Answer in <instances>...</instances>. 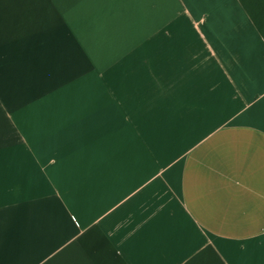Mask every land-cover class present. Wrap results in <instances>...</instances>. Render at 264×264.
Returning <instances> with one entry per match:
<instances>
[{
    "label": "crops",
    "instance_id": "1",
    "mask_svg": "<svg viewBox=\"0 0 264 264\" xmlns=\"http://www.w3.org/2000/svg\"><path fill=\"white\" fill-rule=\"evenodd\" d=\"M0 264H264V0H0Z\"/></svg>",
    "mask_w": 264,
    "mask_h": 264
},
{
    "label": "rangeland",
    "instance_id": "2",
    "mask_svg": "<svg viewBox=\"0 0 264 264\" xmlns=\"http://www.w3.org/2000/svg\"><path fill=\"white\" fill-rule=\"evenodd\" d=\"M131 73V76H135L134 78L135 79H138V83L136 86H139L138 89H137V93L139 95V97L143 98L145 101L146 99L148 98V91L146 90L147 88V78L145 75L146 74V69L142 70H137V73H133V72H130ZM123 90L125 88L124 85H119ZM136 89V88H135ZM147 97V98H146ZM141 106H147V103H144L143 105ZM163 118H166V119H170V118H173V120L175 119H178V116H171V117H168V116H161V117H158L157 116V119H163ZM172 128H175L174 126L171 125ZM158 134L157 133V137H158ZM169 136L171 139L173 140H176L179 138V133L178 132H175V131H172L171 133H169ZM178 153H179V147H173L171 149V157H175V156H178ZM160 165H157V167H159Z\"/></svg>",
    "mask_w": 264,
    "mask_h": 264
}]
</instances>
